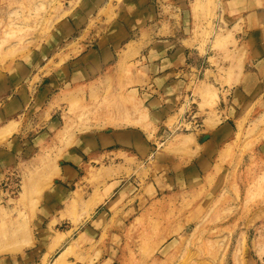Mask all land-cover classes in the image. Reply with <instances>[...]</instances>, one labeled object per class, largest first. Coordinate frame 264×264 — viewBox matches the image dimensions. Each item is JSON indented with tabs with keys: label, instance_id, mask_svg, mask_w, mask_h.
I'll return each mask as SVG.
<instances>
[{
	"label": "rangeland",
	"instance_id": "obj_1",
	"mask_svg": "<svg viewBox=\"0 0 264 264\" xmlns=\"http://www.w3.org/2000/svg\"><path fill=\"white\" fill-rule=\"evenodd\" d=\"M217 2L197 0V18L208 22L193 35L224 50L233 35L216 27ZM62 3L0 0V63L26 59ZM245 52L226 51L223 60L235 64L211 58L216 80L241 77ZM133 66L121 65L115 80L70 88L58 129L35 142L34 128L14 145L18 158L0 175V264H264V92L231 120L230 143L210 148L225 118L209 74L191 79L185 111L157 117L146 91L154 83L137 88L144 80L133 81ZM14 125L0 128V149ZM126 129L142 137L93 139Z\"/></svg>",
	"mask_w": 264,
	"mask_h": 264
},
{
	"label": "crops",
	"instance_id": "obj_2",
	"mask_svg": "<svg viewBox=\"0 0 264 264\" xmlns=\"http://www.w3.org/2000/svg\"><path fill=\"white\" fill-rule=\"evenodd\" d=\"M216 1L220 6L216 27L233 35L224 50L214 48L213 43L202 46V37L194 38L196 23L204 30L208 22L202 13L197 18V0H64L52 30L35 39L26 59L15 57L0 63V128L15 124L11 144L0 149V175L18 158L14 145L26 143L25 137L34 128L35 142L58 129L60 120L55 114L66 91L115 80L123 64L134 65L131 78L135 83L144 80L136 83L137 88L154 83L156 91H146L150 110L157 117L167 111H185L191 79L198 73L209 74L208 81L219 88L216 109L225 118L209 147L230 143L224 138L235 131L231 120L264 92L260 67L264 65V0L262 8L261 0ZM243 48V64L249 70L242 68L243 75H235L231 84L216 80L217 67L211 58L235 64L236 59L224 61L223 55L230 51L236 57ZM140 137L141 132L126 129L97 134L93 139L110 145ZM72 154L79 155L77 150ZM203 158L207 159L206 153Z\"/></svg>",
	"mask_w": 264,
	"mask_h": 264
},
{
	"label": "bare ground",
	"instance_id": "obj_3",
	"mask_svg": "<svg viewBox=\"0 0 264 264\" xmlns=\"http://www.w3.org/2000/svg\"><path fill=\"white\" fill-rule=\"evenodd\" d=\"M23 231H24V230H23ZM17 245H18V244H17ZM14 247H15V246H14ZM6 248L8 249L9 247H6ZM6 248H5V249H6ZM9 250H15V249H14V248L11 249V247H10ZM9 250H8V251H9ZM16 250H18V249L16 248ZM64 252H65V251H64ZM65 253H66V252H65ZM63 254H64V253H63ZM61 256H62V255H61ZM56 261H57V260H56Z\"/></svg>",
	"mask_w": 264,
	"mask_h": 264
}]
</instances>
